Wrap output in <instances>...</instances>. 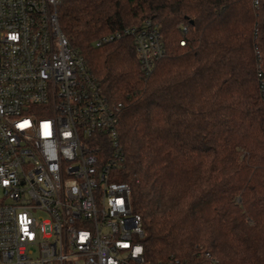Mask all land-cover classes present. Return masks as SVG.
<instances>
[{
  "label": "trees",
  "instance_id": "obj_1",
  "mask_svg": "<svg viewBox=\"0 0 264 264\" xmlns=\"http://www.w3.org/2000/svg\"><path fill=\"white\" fill-rule=\"evenodd\" d=\"M58 20L122 105L113 179L131 187L148 259L195 263L202 248L218 262L198 264H264V0H63ZM146 20L165 47L149 77L126 34Z\"/></svg>",
  "mask_w": 264,
  "mask_h": 264
},
{
  "label": "built area",
  "instance_id": "obj_2",
  "mask_svg": "<svg viewBox=\"0 0 264 264\" xmlns=\"http://www.w3.org/2000/svg\"><path fill=\"white\" fill-rule=\"evenodd\" d=\"M62 1L0 0V264L217 263L202 248L195 263L148 259L131 187L113 179L122 105L61 31ZM126 34L149 77L165 56L159 26L146 20Z\"/></svg>",
  "mask_w": 264,
  "mask_h": 264
},
{
  "label": "snow or ice",
  "instance_id": "obj_3",
  "mask_svg": "<svg viewBox=\"0 0 264 264\" xmlns=\"http://www.w3.org/2000/svg\"><path fill=\"white\" fill-rule=\"evenodd\" d=\"M12 39H16V37H12ZM136 251H137V252H139V251H140V249H137Z\"/></svg>",
  "mask_w": 264,
  "mask_h": 264
}]
</instances>
